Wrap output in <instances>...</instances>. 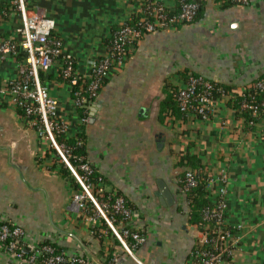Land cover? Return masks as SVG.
Masks as SVG:
<instances>
[{
	"label": "crops",
	"instance_id": "1",
	"mask_svg": "<svg viewBox=\"0 0 264 264\" xmlns=\"http://www.w3.org/2000/svg\"><path fill=\"white\" fill-rule=\"evenodd\" d=\"M160 1L175 5V0ZM26 4L42 7L54 19L63 52L72 55L84 73L105 53L113 27L139 11L141 0H26ZM5 5L6 12L1 9ZM19 26L15 4L0 0V39L20 42ZM23 56L19 43L16 55L0 60V79L17 75ZM263 70L264 0L228 6L205 0L193 22L144 34L131 56L110 71L88 120L80 126L74 119L82 110L72 108L69 88L57 80L55 67L42 76L60 99L59 115L71 116L66 139L83 131L85 156L104 175L107 189H121L150 224L146 240L134 251L141 261L189 264L197 229L188 221L189 205L177 184V150L190 143L189 153L200 155L207 167L226 168L225 217L229 224H239L230 253L217 264L264 262V116L248 125L223 98L207 120L193 118L180 135L159 116L165 84L177 76L185 78L184 72L229 82L241 90ZM58 162L34 124L0 99V213L38 239L49 236L66 253L82 252L91 264H109L115 249L119 264H137L106 230L93 234L97 218L86 215L87 208L67 209L77 189L60 173ZM148 213H153L149 221ZM0 264L20 263L0 254Z\"/></svg>",
	"mask_w": 264,
	"mask_h": 264
},
{
	"label": "built area",
	"instance_id": "2",
	"mask_svg": "<svg viewBox=\"0 0 264 264\" xmlns=\"http://www.w3.org/2000/svg\"><path fill=\"white\" fill-rule=\"evenodd\" d=\"M12 2L20 16V26L17 30L21 40L16 42L9 37L1 38L0 60L16 55L19 43L24 56L18 61L17 75L0 79V99L19 109L21 115L26 116L34 124L38 135L47 141L56 157L70 169L80 185V189L72 194L67 209L76 207L82 211L87 208L86 201L89 200L95 213L102 217L110 229V234L118 241V248L127 252L137 264H148L138 259L134 253L146 240V232L150 228V224L144 222L143 211L130 206L123 194L108 195L106 199L100 198L103 193L100 177L97 183L90 180L89 176L93 169L87 161L79 164L81 172L76 170L71 163V157L74 156L71 147L58 139L60 135L67 133L72 121L71 116L59 115L60 99L50 92L42 76L50 68L55 67L57 80L69 88L72 108L82 109V113L74 119L80 126L89 118V110L98 96L103 78L108 76L112 69L119 68L131 56L126 52V43L141 37L144 32L157 31L159 27L174 28L173 22L189 23L196 13L198 2L196 0L182 2L179 9L170 15L166 10L175 9V5L171 7L160 0L147 2L143 10L146 13L142 15L143 31L128 24L122 25L115 32L110 44L106 45L105 53L93 59L84 73L79 70L76 59L63 52L62 42L54 34V19L49 17L42 7H30L26 0ZM251 2L252 0H234V4L241 5H249ZM83 79H86L84 84L81 83ZM201 82L202 76L191 73H188L186 78L177 76L174 82H171L176 86L179 108L187 114L185 125L193 118L207 120L219 100L234 96L231 92H222L219 89L221 92L214 99L209 95L210 82L205 80L204 88L199 90L198 84ZM254 85L257 90L263 91L264 78L257 80ZM243 90L244 88L241 89ZM230 107L235 109L234 106ZM241 108H248L256 119L264 116L260 115L261 111L264 113V97L257 104L243 101ZM240 118L248 125L254 124L256 120L246 119L241 115ZM171 124L175 133L180 135L184 125L181 120L174 117ZM205 167L209 175L206 181L208 196L213 204L203 208L205 225L202 227L195 225L197 229L195 248L191 250L189 264H217L230 253V240L234 230L239 227V224H229L225 217L226 168L220 166L210 169L207 165ZM195 174L193 167L185 168L180 194L183 195L184 190L196 184ZM212 195H215L214 199ZM151 216L153 217V213L147 214L148 221ZM92 217L94 218V215ZM210 230H213V235L208 237ZM55 243L49 236L42 240L38 239L36 233L24 229L7 215L0 213V254L9 260L20 264H91L82 252L77 250L66 253L63 249H58ZM118 253L119 250L115 249L109 258V264H119Z\"/></svg>",
	"mask_w": 264,
	"mask_h": 264
},
{
	"label": "trees",
	"instance_id": "3",
	"mask_svg": "<svg viewBox=\"0 0 264 264\" xmlns=\"http://www.w3.org/2000/svg\"><path fill=\"white\" fill-rule=\"evenodd\" d=\"M149 1H151V0H141V8L140 9H142V10H139L137 12L136 11L132 12L127 19H125L123 22H121V23H119L113 27V32L110 35V37L108 38V40L106 41V45L110 44L113 37L115 36V32L124 24H128L130 26L140 28L143 31L142 15L144 13H146V12H143V10L146 8V3ZM185 1H188V0H175V9H172V10L167 9L166 12L169 15L173 14L176 10L179 9L181 3L185 2ZM196 1L198 2V7H197L195 15L192 17L190 22H193L198 17L200 10L202 9L203 2L205 0H196ZM220 1L222 2V5H224V6L234 4V0H220ZM6 7H7L6 5L3 6L1 8L2 11L6 12L8 10V8H6ZM172 24L175 27H179V26L183 25V23H180V22H175V23L173 22ZM159 29H161V27H159ZM144 34H146V33L144 32L141 35V37H139L137 39L130 40L126 43V47H127L126 52L128 55H131V53L133 52V50L137 46L139 40L144 36ZM188 73H191V74L196 75V76H202V82L198 84L199 90H202L204 88L203 82L205 80L210 82V85H211L210 90L211 91H210L209 95H210V97H212L214 99L216 97H218L219 93L221 92L219 89H221L222 92L233 93L234 96H231L230 98H228L226 100V102L229 106H234L235 114L238 117L241 115L242 117H244L246 119H249V118L256 119V117L251 114V112L248 108H241V103L243 101H251L252 103L257 104L264 97V90L263 91L257 90V88L254 85V83L257 80L264 78V70L256 78L251 80L249 83L245 84L243 91L238 90L239 87L235 86L232 83L224 82V81H214L212 79H209V78H207L203 75H200L198 73H195V72L187 71V72L183 73V76L184 77L187 76ZM85 80L86 79L81 80V83L84 84ZM107 80H108L107 76L103 78V80L101 81V84H100V89L107 82ZM100 89H99V91H100ZM19 113L22 114V112L20 110H19ZM81 113H82V111H81ZM263 114L264 113L261 111L260 115H263ZM186 115H187L186 112L182 111L179 108L178 101L176 98V86L171 82H167V84H165V94H164V96L161 100V103H160V109H159L160 119L163 122H165L166 124H171L172 119L175 117L176 119H180L181 123L185 124ZM185 130H186V128L183 125L180 133L181 134L184 133ZM58 139L61 141H64L68 146L71 147L72 154L74 155L71 157V163L75 166V168L78 172H81V169L79 168V164L82 161H87L93 169L92 173L89 176L90 180L93 181L94 183H97L99 181L98 178L100 177L101 185L103 187V193L100 195V198L106 199L108 195L109 196H115L116 194L122 193L121 189H119L118 187H114V188L111 187L114 192L110 189H107L109 186H107L108 182H107L106 178L104 177V175L101 172H99L97 170V168L95 166H93V164H91L87 160V158L85 156L84 145H83V141H84L83 131H81V132L79 131V136H75V137L73 136L72 138L66 139L65 134H62L58 137ZM189 144L190 143L187 144V148L177 150V155H178L177 166L179 167L178 171H177V178H178L177 184H178L179 188L181 189V187L184 183L183 175H184L185 168H183V167L184 166L193 167L195 170V173H196L195 176L197 175V182L195 185L191 186L188 190H184L183 195L185 196V199L187 200L188 205H189L188 221L191 224L202 227L203 225H205V222H206L204 217H203V208L206 206H211L213 204L212 199L209 198V196H208L209 195V189L207 188V183H206L209 175H208V171L206 170V167H205L206 164L204 163V161L202 160L200 155L189 153V151H188ZM81 156H82V158H80ZM58 163H59L60 173L64 176L68 177L71 184H73L75 186V189H80V185L75 180L70 169L62 161L59 160ZM86 204H87V211H85L84 213L86 215L87 214H93L97 218V222L95 224H93L91 227V229L93 230V234L97 233L99 228L106 230L107 233L110 234L109 227L107 226L105 221L102 219V217L98 216L95 213V210L91 205V202L89 200H87ZM128 204L130 206H132V204L130 202H128ZM212 235H213V230H210L208 237H211ZM114 240H116V239H114ZM45 242H48V240H45ZM56 245H57L58 249H61V247L57 243H55V246ZM194 248H195V245L193 244L192 249H194ZM101 260L104 262L106 261L105 259L104 260L101 259Z\"/></svg>",
	"mask_w": 264,
	"mask_h": 264
},
{
	"label": "water",
	"instance_id": "4",
	"mask_svg": "<svg viewBox=\"0 0 264 264\" xmlns=\"http://www.w3.org/2000/svg\"><path fill=\"white\" fill-rule=\"evenodd\" d=\"M169 196H170V198L172 199V196H171V194H168ZM162 200V199H161ZM163 202V201H162Z\"/></svg>",
	"mask_w": 264,
	"mask_h": 264
}]
</instances>
